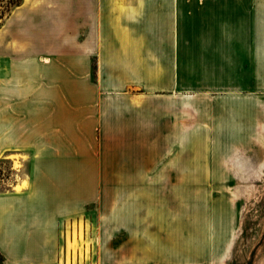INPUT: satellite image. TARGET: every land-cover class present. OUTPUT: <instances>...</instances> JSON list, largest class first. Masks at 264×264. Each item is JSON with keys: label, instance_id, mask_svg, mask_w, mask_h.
<instances>
[{"label": "crops", "instance_id": "obj_1", "mask_svg": "<svg viewBox=\"0 0 264 264\" xmlns=\"http://www.w3.org/2000/svg\"><path fill=\"white\" fill-rule=\"evenodd\" d=\"M0 75V160L20 174L0 191V264H54L93 201L99 264H228L232 223L185 206L173 184L198 178L153 152L184 149V114H214L209 134L264 114V0L23 1ZM89 182L135 185L89 199Z\"/></svg>", "mask_w": 264, "mask_h": 264}, {"label": "rangeland", "instance_id": "obj_2", "mask_svg": "<svg viewBox=\"0 0 264 264\" xmlns=\"http://www.w3.org/2000/svg\"><path fill=\"white\" fill-rule=\"evenodd\" d=\"M9 2L0 0V16L6 15L3 8ZM209 118L214 119V114H184V149L155 151L153 156L161 162L177 154L183 160L184 175L198 178L196 182L173 184L183 190L185 206L193 201L200 208L213 207L217 217L232 223L234 241L228 264H264V114L243 118L226 114L230 134H209ZM112 170L105 168L109 173ZM27 171L28 165L23 168L24 173ZM96 173V167H89V174ZM19 175L0 160V191L18 180ZM134 185L89 182V199L102 191L108 197L113 192L125 194ZM164 185L167 184H152L157 190ZM98 218L101 220L94 201L89 203L86 221L72 217L66 226L65 240L57 247L54 264H99Z\"/></svg>", "mask_w": 264, "mask_h": 264}, {"label": "trees", "instance_id": "obj_3", "mask_svg": "<svg viewBox=\"0 0 264 264\" xmlns=\"http://www.w3.org/2000/svg\"><path fill=\"white\" fill-rule=\"evenodd\" d=\"M23 3V0H11V2L8 3L7 6H5L3 9H4V12L6 13V15H1L0 16V27L2 26L3 22L5 21V19L7 17H9V15L11 14V12L21 6Z\"/></svg>", "mask_w": 264, "mask_h": 264}, {"label": "bare ground", "instance_id": "obj_4", "mask_svg": "<svg viewBox=\"0 0 264 264\" xmlns=\"http://www.w3.org/2000/svg\"><path fill=\"white\" fill-rule=\"evenodd\" d=\"M24 1H27V0H24ZM1 69H2V68H1ZM1 73H2V72H1ZM0 76H1V75H0ZM6 79H7V78H6ZM14 168H15V169L20 168V164L17 163V162H15V163H14ZM26 187H27V183L23 181L21 184L19 183V185H17V186L15 187V190H16L17 192H20V191L24 190Z\"/></svg>", "mask_w": 264, "mask_h": 264}]
</instances>
